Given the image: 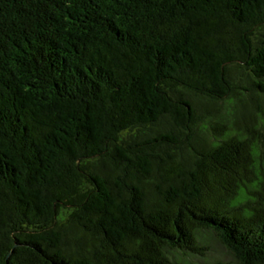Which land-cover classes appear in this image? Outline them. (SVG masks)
Segmentation results:
<instances>
[{"label": "trees", "instance_id": "16d2710c", "mask_svg": "<svg viewBox=\"0 0 264 264\" xmlns=\"http://www.w3.org/2000/svg\"><path fill=\"white\" fill-rule=\"evenodd\" d=\"M209 238L264 264V0H0V264Z\"/></svg>", "mask_w": 264, "mask_h": 264}, {"label": "rangeland", "instance_id": "374dc122", "mask_svg": "<svg viewBox=\"0 0 264 264\" xmlns=\"http://www.w3.org/2000/svg\"><path fill=\"white\" fill-rule=\"evenodd\" d=\"M208 247L206 255L191 258L192 264H237L231 255L211 238L208 240Z\"/></svg>", "mask_w": 264, "mask_h": 264}]
</instances>
